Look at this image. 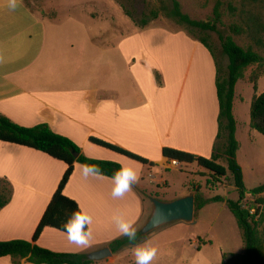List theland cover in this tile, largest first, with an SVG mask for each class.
<instances>
[{"label": "crops", "instance_id": "crops-1", "mask_svg": "<svg viewBox=\"0 0 264 264\" xmlns=\"http://www.w3.org/2000/svg\"><path fill=\"white\" fill-rule=\"evenodd\" d=\"M48 20L27 0H19L16 10L8 8V0H0L1 114L26 126L47 123L77 143L84 154L127 164L138 171L139 177L146 165L92 142L90 136L116 143L155 165H168V168H173L169 166L173 160L162 155L163 146L211 155V142L218 131L217 66L214 56L199 40L181 31L168 35L161 28L147 27L101 46L103 51L98 54L93 49L95 59H91L88 53L92 46L85 36L76 33L64 40L61 34L52 41ZM153 33L161 39L164 34L167 37L164 39H180L179 43L187 44L183 48L190 49L192 55L189 67L199 70L195 88L187 90L182 85L177 94L160 100L175 76L163 51L172 52L178 47L161 45V41L149 42L153 47L139 45L143 42L139 41L141 36L149 37L146 34ZM113 49L119 51L130 72V94L126 87L112 82L111 70L108 75L95 72L98 68H111L114 61L106 53ZM96 59L98 66L91 68V62ZM152 68L162 75L160 87L153 79ZM206 81L209 89L203 86ZM209 102H213L212 107ZM81 164L75 162L63 191L93 217L90 246L79 248L68 241L65 231L50 226L42 229L36 240L39 245L55 251L88 254L122 235L112 219L117 211L133 221V225L142 218L144 200L136 184L123 198H113L111 177L84 179ZM191 164L194 163L187 165ZM66 167L64 161L44 151L0 140V178L12 188L10 200L0 208V240L32 238ZM148 175L154 183L150 170ZM117 253L112 252L108 257L113 259ZM0 264L14 263L7 255L0 256ZM20 264L35 263L23 258Z\"/></svg>", "mask_w": 264, "mask_h": 264}, {"label": "rangeland", "instance_id": "rangeland-1", "mask_svg": "<svg viewBox=\"0 0 264 264\" xmlns=\"http://www.w3.org/2000/svg\"><path fill=\"white\" fill-rule=\"evenodd\" d=\"M179 1L182 11L189 14L191 18L206 20L212 15L216 0ZM27 2L37 13L49 19L47 24L50 36L53 38L52 41H56L57 35L61 36V34H63L64 40L76 33L85 36L92 46L90 53H88L92 56L91 59H95L93 49L97 52L95 54H98L103 51L101 46L115 43L124 35L147 27H158L164 32L167 31L165 33L168 35L171 32L181 31L192 39L205 36L212 44L221 70L225 72L227 69L228 57L222 52L218 32L192 28L167 16H159L155 20H151L146 27H140L134 22L125 13L122 4L132 11L138 19L141 12L146 8L145 0H27ZM229 2L240 8L241 0H224L222 22L218 24V28L224 35L232 34L238 44L247 46L249 39L246 33L233 34L229 28L230 23L241 22L238 13L235 16L229 14L227 8ZM258 11L264 21V5L259 6ZM146 35L149 37L141 36L139 41L143 42L140 41L141 44L139 45L145 44V46L153 47V45H149V42L153 44L161 41L159 42L161 45L168 46L169 44L171 47H178L172 52L169 50L163 51V55L165 54V57L167 56L170 59L172 73L175 76L171 81L173 82L172 85H169L168 90L161 94L160 100L165 101L169 96L177 94L182 85H185L187 90L195 88L193 84L199 78L197 73L199 70H193L189 67V58L192 55L190 49L183 48L187 44L179 43L180 39H164L167 38L164 34L161 35L162 39L156 33ZM58 43L63 44L61 39ZM254 48L264 56V47L255 46ZM106 54L107 58L110 56L114 62L110 65V69H108V66L107 70L96 69V74H107L111 70L113 72L112 82L114 84L117 82L118 87H126L127 93L130 94L131 87L128 80L131 76L128 69H126L122 56L115 49L111 53L108 51ZM175 58L177 60L174 61ZM98 64L97 59L92 61L91 68L98 66ZM256 67L257 65L254 64L246 68L244 78L238 80L235 85L234 96L236 137L239 141L237 159L241 163L244 183L247 188L264 183V134L250 126V105L255 90L249 80V75ZM260 70L262 72L257 81V93L264 91V61ZM155 71L159 72L161 83H158ZM152 74L156 85L160 87L163 84L160 71L152 68ZM143 75L148 76L147 74ZM109 79H111L110 76ZM123 80L126 81L122 82ZM207 83L206 81L203 86L209 89ZM195 84L198 85V83ZM212 104L213 102H209L210 107H212ZM217 111H219L218 108ZM209 113L213 114L210 108ZM215 141L216 136L211 142V153ZM170 163L169 166L173 168H168V165H165L166 167L161 165H155L151 168L142 167L140 181L135 186L142 194L144 213L142 218L133 225L135 229H141L152 212L153 203L150 198L154 197L156 193L160 199L171 200L185 195L187 190H190L189 193H195L192 190V185H194L204 197L222 195L226 199L238 198V192L230 172L217 180L209 170L200 167L196 163L191 165L179 164V162L175 163L174 161ZM149 170L154 175V183L150 181ZM2 185H8L5 179L0 180V186ZM262 194L264 195V192ZM253 202L254 196L251 194H247L242 200L244 206H250ZM194 219L193 222L175 220L160 225L153 233H143L142 238L136 244H144L146 241H150L158 247L157 256L152 264H233L232 253H241L244 244L241 230L225 200L206 203L195 210ZM259 227L264 228V217ZM133 247L134 245H131L120 249L113 259L110 257L95 259L92 264H135ZM223 254H225V258H223Z\"/></svg>", "mask_w": 264, "mask_h": 264}, {"label": "trees", "instance_id": "trees-1", "mask_svg": "<svg viewBox=\"0 0 264 264\" xmlns=\"http://www.w3.org/2000/svg\"><path fill=\"white\" fill-rule=\"evenodd\" d=\"M146 8L141 12L140 18L122 4L125 13L140 27H146L151 20L159 16H167L180 24L201 30H213L219 33L222 52L227 55L228 63L225 72L221 70L212 44L205 36L194 37L199 40L216 59V94L219 104L218 132L210 156L191 153L178 148L163 146L162 155L169 160H177L179 164L197 163L200 167L209 170L217 180L228 172L232 174L235 188L238 192L237 199L224 198L222 195L204 197L201 191L192 185L195 191V210L208 202L225 200L228 208L233 213L241 230L244 248L241 253H232L233 264H264V228L259 225L264 217V183L247 188L244 183L243 169L237 159L239 141L236 137V119L233 113V100L235 85L244 78L245 70L249 65L256 64L249 80L254 87V95L250 105V126L264 134V91L257 93V81L262 72L264 56L254 47H264V21L258 7L264 5V0H241L240 8L232 2L227 3L229 14L238 13L240 23L232 22L229 28L233 34L246 33L249 43L242 46L236 42L232 34L224 35L218 28L222 22L224 0H216L212 15L208 19H194L181 9L179 0H145ZM158 83H161L160 74L155 71ZM0 140L29 146L44 151L54 158L67 164L65 172L53 193L31 239L0 240V256H10L14 264H20L25 258L35 264H91L93 259L87 257L85 252L55 251L36 243L42 229L46 226L64 231L63 224L68 216L80 206L77 201L64 193L75 162L98 163L104 175L112 177L113 172L120 167L114 160L90 157L81 151L80 146L69 137L54 131L47 123H38L32 126L21 125L8 116L0 113ZM90 140L100 146L121 153L131 159L137 160L146 166L156 163L116 143L100 137L90 136ZM3 178H0L2 180ZM6 181V180H5ZM211 181V180H210ZM8 183V182H7ZM11 185L0 186V208L11 198ZM247 194L254 196L250 206H244L242 200ZM154 197H159L154 194ZM252 209H254L252 211ZM138 236L135 244L143 236L141 229H136ZM134 245L127 237L121 235L108 243L112 252ZM225 258V254H223ZM224 264V263H223Z\"/></svg>", "mask_w": 264, "mask_h": 264}, {"label": "clouds", "instance_id": "clouds-1", "mask_svg": "<svg viewBox=\"0 0 264 264\" xmlns=\"http://www.w3.org/2000/svg\"><path fill=\"white\" fill-rule=\"evenodd\" d=\"M19 6V0H8V8L16 10ZM81 175L84 179L89 177L98 178L104 175L98 163H83L80 166ZM139 173L133 167L127 164H121L113 172L111 180L113 182V198H123L126 193L132 190V187L139 181ZM113 222L118 231L127 237L130 243L134 244L133 255L135 264H152L158 253V247L150 241L144 244H135L137 240V230L133 227V221L128 219L123 213L117 211L113 217ZM93 224L92 215L83 208L73 211L63 224V229L70 243L79 248H87L93 239L91 225Z\"/></svg>", "mask_w": 264, "mask_h": 264}, {"label": "water", "instance_id": "water-1", "mask_svg": "<svg viewBox=\"0 0 264 264\" xmlns=\"http://www.w3.org/2000/svg\"><path fill=\"white\" fill-rule=\"evenodd\" d=\"M150 200L153 203V209L141 228L143 233H153L157 227L171 221L183 220L193 222L195 220L194 193H187L171 200H163L158 197H151ZM111 254L110 247L104 246L89 252L87 257L99 259L108 257Z\"/></svg>", "mask_w": 264, "mask_h": 264}, {"label": "built area", "instance_id": "built-area-1", "mask_svg": "<svg viewBox=\"0 0 264 264\" xmlns=\"http://www.w3.org/2000/svg\"><path fill=\"white\" fill-rule=\"evenodd\" d=\"M175 163H178V161L177 160H173Z\"/></svg>", "mask_w": 264, "mask_h": 264}]
</instances>
